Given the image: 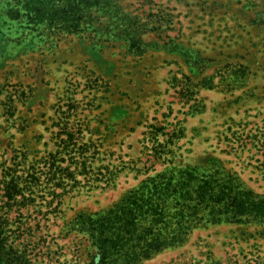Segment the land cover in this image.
<instances>
[{
	"label": "rangeland",
	"instance_id": "obj_1",
	"mask_svg": "<svg viewBox=\"0 0 264 264\" xmlns=\"http://www.w3.org/2000/svg\"><path fill=\"white\" fill-rule=\"evenodd\" d=\"M100 5L72 30L0 2V245L27 264H94L77 216L171 166L264 200V0ZM243 219L143 264H264Z\"/></svg>",
	"mask_w": 264,
	"mask_h": 264
},
{
	"label": "trees",
	"instance_id": "obj_2",
	"mask_svg": "<svg viewBox=\"0 0 264 264\" xmlns=\"http://www.w3.org/2000/svg\"><path fill=\"white\" fill-rule=\"evenodd\" d=\"M0 2L10 6L7 13L12 19L25 15L38 23L47 21L54 27L80 30L87 24L88 10H100L103 0ZM69 137L72 139L73 134ZM215 176L204 180L171 166L126 193L108 210L80 213L76 218L78 230L88 234L98 251L94 264H143L162 252L183 246L204 221H264L263 199H257L250 191H241L231 178H223L217 184L219 179ZM0 264L27 263L14 259L0 245Z\"/></svg>",
	"mask_w": 264,
	"mask_h": 264
}]
</instances>
